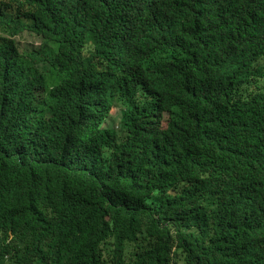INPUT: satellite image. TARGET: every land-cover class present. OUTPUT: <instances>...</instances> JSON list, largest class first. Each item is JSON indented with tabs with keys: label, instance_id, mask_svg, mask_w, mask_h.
I'll return each instance as SVG.
<instances>
[{
	"label": "trees",
	"instance_id": "16d2710c",
	"mask_svg": "<svg viewBox=\"0 0 264 264\" xmlns=\"http://www.w3.org/2000/svg\"><path fill=\"white\" fill-rule=\"evenodd\" d=\"M0 264H264V0H0Z\"/></svg>",
	"mask_w": 264,
	"mask_h": 264
},
{
	"label": "rangeland",
	"instance_id": "374dc122",
	"mask_svg": "<svg viewBox=\"0 0 264 264\" xmlns=\"http://www.w3.org/2000/svg\"><path fill=\"white\" fill-rule=\"evenodd\" d=\"M18 47L20 51H23L27 48L32 47H44L50 52L54 53L56 49V44L54 42H45L42 41L40 37L35 36L29 32H23L18 37H16ZM41 69V68H40ZM120 109L117 105H115L111 110V116L107 120V125L112 127H118L121 124V114Z\"/></svg>",
	"mask_w": 264,
	"mask_h": 264
},
{
	"label": "clouds",
	"instance_id": "9594fccd",
	"mask_svg": "<svg viewBox=\"0 0 264 264\" xmlns=\"http://www.w3.org/2000/svg\"><path fill=\"white\" fill-rule=\"evenodd\" d=\"M19 35H15V36H13V38H15V40H16V37H18ZM16 42H17V40H16ZM17 45H18V43H17Z\"/></svg>",
	"mask_w": 264,
	"mask_h": 264
}]
</instances>
